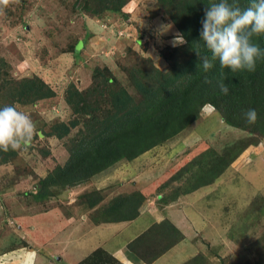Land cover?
Returning a JSON list of instances; mask_svg holds the SVG:
<instances>
[{
	"label": "rangeland",
	"instance_id": "rangeland-1",
	"mask_svg": "<svg viewBox=\"0 0 264 264\" xmlns=\"http://www.w3.org/2000/svg\"><path fill=\"white\" fill-rule=\"evenodd\" d=\"M73 2L9 0L7 6L0 5V107L15 105L18 110L29 113L37 125V133L30 146L9 150L7 153L12 152L13 155L6 163H0V251L15 247L19 240L20 233L17 235L15 232L19 217L41 213L55 206L57 210L60 208L59 214L38 222L36 228L35 220L22 227L27 241L34 239L30 241L32 243L39 240L36 243L41 247L43 245L36 264L75 261L84 254L83 250L93 251L94 246H99L108 237L104 230L97 232L93 228L94 224L97 225L94 219L99 216L95 215L93 219L90 218L91 221L86 219L78 230V234H85L80 249L72 252L69 247L64 250V255H55V243L63 244L65 234L70 231L67 223L71 218L68 215L85 212L84 206H87L70 208L64 197L68 204L77 202L84 192L91 191V186L82 185L68 193L63 192L57 197L59 199H52L46 204L39 205L31 199L38 181L56 166L65 163L69 140L79 136L82 120L74 117L64 102L65 88L72 83L79 91L85 90L92 84L93 70L104 67L128 88L130 84L124 66L126 68L130 62L141 57L150 59L155 67L166 71L170 64L164 60L161 52L167 46L173 48L184 44L174 43L180 33L175 25L157 14L155 0H130L122 8L123 15L105 13L101 19L78 13L73 8ZM78 47L81 48L80 52L75 54L74 49ZM35 76L53 88L55 97L33 104H13L14 96L18 93L17 82ZM107 108L106 105L98 108L101 115ZM75 118L78 119L77 125L61 140L45 137L41 133L48 132L57 122L69 124ZM252 138L254 136L248 132L226 125L218 113L207 105L201 109L199 119L179 135L131 160L136 165L130 173L143 171L141 176L147 175L149 178L146 180L150 182L142 188L145 187V193H150L158 186H164L169 177L183 168H188L184 172L185 178L190 176L195 170L192 164L214 166L208 157L195 161L208 148H212L216 154H225L228 147L234 144L242 142L243 147L249 144L243 153L234 152L239 153V157L207 184L212 193L220 186L210 200L204 199L199 207L200 200L183 203V209L190 211L187 218L195 233L183 232L186 239L182 245L161 256L156 264L186 263L192 258L185 257L186 252H194L198 245L199 253L196 255H202L204 264H246V261L260 260L256 249L250 253V242L264 236V143H255ZM123 165L116 168L118 172L127 171ZM212 176L213 172L205 174L207 180ZM130 180L128 176L124 183ZM183 182L184 178H181L172 185H182ZM224 184L229 186L225 187ZM122 189L127 190V187L124 185ZM201 190L199 187L189 194L199 197ZM117 194H108L102 204ZM221 197L224 201H220ZM162 220L157 219V222ZM136 227L139 228V223H136ZM111 233L113 229H110ZM181 246L186 248L183 254ZM57 257H62V261ZM130 261V264H137Z\"/></svg>",
	"mask_w": 264,
	"mask_h": 264
},
{
	"label": "trees",
	"instance_id": "trees-1",
	"mask_svg": "<svg viewBox=\"0 0 264 264\" xmlns=\"http://www.w3.org/2000/svg\"><path fill=\"white\" fill-rule=\"evenodd\" d=\"M130 0H74L73 8L87 17L101 19L105 13L123 15L122 8ZM157 14L175 25L186 41L177 47L167 46L161 56L170 64L166 71L160 70L147 58H137L123 67L128 88L122 85L106 67L95 68L92 84L79 91L72 83L65 88L64 102L74 117L82 120L78 137L67 143L68 157L62 166H56L46 177L40 179L31 194L34 203L46 204L68 189L84 184L120 161H131L156 146L167 143L185 128L199 119L200 111L209 105L218 113L222 121L232 127L246 131L255 143H264V58L258 59L254 71L221 68L219 60L214 67L205 72L200 64V56L212 57L211 51L201 39L205 11L220 0H155ZM233 0H229L232 3ZM241 8L247 7L250 0H237ZM264 49V34L254 38ZM75 48V54L80 52ZM200 54V56L198 55ZM77 57V55H76ZM127 65V64H126ZM205 77L212 80L204 83ZM229 87L225 95L218 82ZM18 93L14 103L33 104L36 101L55 97L53 88L37 76L17 82ZM108 108L101 115L100 106ZM255 109L258 119L254 124L247 122L244 113ZM75 118L67 123L57 122L45 137L63 139L70 129L77 125ZM62 131V133H60ZM228 147L225 154H216L208 148L195 161L209 160L214 166L192 164L195 168L185 178L183 168L168 178L172 182L184 178L181 185L173 188L176 194H187L199 187L206 186L217 178L243 151V143ZM8 152V151H7ZM0 150V163H6L13 153ZM207 166V167H206ZM213 172L211 179L205 174ZM130 185H133L130 182ZM59 199V198H57ZM92 211L90 216L95 223H121L132 221L139 215L145 196L139 190L119 193L103 203V196L97 190L79 198ZM160 201V200H159ZM162 203V204H161ZM166 200L159 202L163 209ZM163 212V210H161ZM101 217V220H100ZM183 235L166 217L154 222L145 231L130 241L125 250L137 264H152L180 241ZM26 246L25 242H21ZM250 253L256 249L260 260L246 261V264H264V236L250 242ZM204 264L202 255H196L184 264ZM76 264H122L102 248L91 251Z\"/></svg>",
	"mask_w": 264,
	"mask_h": 264
},
{
	"label": "crops",
	"instance_id": "crops-1",
	"mask_svg": "<svg viewBox=\"0 0 264 264\" xmlns=\"http://www.w3.org/2000/svg\"><path fill=\"white\" fill-rule=\"evenodd\" d=\"M141 157H143V155ZM133 161H120L119 163L115 164L114 166H112L108 170L92 177L87 182V184L83 185V186H86V185L91 186V191H89V192H92L93 190L99 191L101 193V195L103 196V200L105 198H107L108 194L111 195L114 193H122L125 191L130 192V190H139L141 192V194H143L145 196L144 203L142 204V206L139 210V215L134 220L127 221V222H121V223L120 222L119 223H100L97 225L94 224L93 228L96 229L97 232L104 230V232L108 235V237L99 246H94L93 250H95L97 248H102L105 251H107L109 254L116 257V259L121 261L122 264H130V262H131L130 257L126 253L125 246L130 242V240L132 241L139 234H141L143 231H145L151 224H153L154 222H157V219H161V218L166 217L182 233L183 232H185L186 234H189L190 232L195 233L192 229L191 224H190L191 223L190 220L187 218L190 211L183 209V203H185V202L189 203L190 200L192 203H195L196 200H200L198 202V207H199V206H201V202L204 199L210 200L212 194L217 193V190L220 188V186H219L218 189L217 190L215 189L216 191L214 190L212 193L211 188L208 185L203 186V187H201V189H202L201 190L202 191L201 196L196 197V196H191L189 193H187V195L182 194V193L176 194L173 191V188L178 186V184L172 185V183H171L170 185L166 186L165 188L164 187L162 188V186H158L157 188L153 189L152 192L145 193V191H144L145 187L142 188V186H145V184L150 182V180H146L149 177L145 174H143L141 176L143 171H140V172L136 171L135 173H130L134 169V166L136 165V162H133ZM123 163H124V165H123ZM121 165L126 167L125 169L127 171H124L122 173L118 172V170L116 168H118ZM130 174H132V175H130ZM128 176L131 177L132 181L130 180L129 182L124 183L125 178H127ZM130 182H132L133 185H130ZM225 182L226 181H223V183H225ZM124 185L127 187V190L122 189V186H124ZM149 185L150 184L146 185V187H148ZM220 185H221V183H220ZM83 186L81 185V186H78L75 188L68 189L64 192V194L66 192L68 193L70 190H76V189L83 187ZM224 186L227 187L229 185L224 184ZM222 189H223V187H222ZM86 193H88V192H84L82 195H84ZM65 197H64V199H65L66 205L67 206L69 205L70 208L75 207V208L80 209V207H83V205H85L83 200L79 201V198L81 196H79L77 202L74 201V203L72 202L73 204L70 203L72 205L68 204ZM61 198H62V196H61ZM161 200H166V205L163 206V209H160L159 206H157V204L159 202H161ZM212 200H214V199H212ZM220 201H224V198L221 197ZM58 210H59V212H61L60 208H58ZM58 210L54 206L53 208H51L49 210H45L41 213H37L34 215H32V214L26 215V216H23L21 218L19 217L18 221L21 225L16 222V224L18 226L16 227L17 229L15 230L17 235H18V233H20L19 240L17 241L18 244L16 243L15 247L10 246V247H6L4 249H1V251H0V264H36L39 254L42 253V250L40 248H42L43 245L41 247V244L38 245L36 243V242H39V240H35V242H32V243H30V241H33L34 239L27 241L26 240L27 238L25 237L24 233H22V227L26 226V224H28L30 222L32 223L35 220V228H36L38 222H41V221L46 220L48 218H51L50 216H54V215L59 214ZM161 210H163V212ZM91 212L92 211H89V210H86L85 212L78 211L77 213H74L73 215H71V213H70L71 216L68 215V217L71 218L67 223L68 226H70V231L68 230L69 232L65 234L63 244H59V243L56 244L55 243L54 246H56V248L54 250L57 251L55 253V255H57V254L64 255V250L66 248H69V247L72 248L71 249L72 252L78 251L80 249L79 248L81 245L80 242H81V239L83 240L85 234H82V233L78 234V230L83 227V224H84L86 219L88 220V218H89V220L91 221V219H90L91 218V216H90ZM136 223H139L138 229L136 227ZM104 224H105V226H103ZM133 227H135V228H133ZM110 229H113V233H111V235L109 234ZM129 230H131V231H129ZM21 234H22V236H21ZM183 235H184V233H183ZM185 239H186V237L184 235V239L180 242V244L178 243L179 245L177 244L174 247H180V245H182V243L185 241ZM20 241L25 242L26 246H22L21 244H19ZM194 242H195V239H194ZM33 246H35V248H33ZM58 247H60L61 249H57ZM82 247H83V245H82ZM181 248H183L181 250L182 251L181 254H183L186 251V248L183 246H181ZM171 250H169L167 253H169ZM91 251L92 250H87L85 252V250H83L84 254L79 256L77 259H75V261H72V262L66 261L63 264H76L79 261H81ZM167 253H165V254H167ZM196 253H199V245L197 248L195 247L194 252H191V251L189 253L186 252L185 257L192 256V258H193L196 255ZM57 258L59 259V261H62V257L61 258L57 257ZM159 261L157 259L152 264H156ZM182 264H184V263H182Z\"/></svg>",
	"mask_w": 264,
	"mask_h": 264
},
{
	"label": "clouds",
	"instance_id": "clouds-1",
	"mask_svg": "<svg viewBox=\"0 0 264 264\" xmlns=\"http://www.w3.org/2000/svg\"><path fill=\"white\" fill-rule=\"evenodd\" d=\"M9 0H0V5L7 6ZM201 39L211 51L208 56H200V64L205 72L214 67V60H219L221 68L232 71H254L258 59L264 58V49L254 38L264 34V0H250L247 7L241 8L237 0H220L205 11L201 21ZM182 36H177L174 43H185ZM204 83L212 80L205 77ZM219 89L227 95L229 87L223 81L218 82ZM213 110V109H211ZM244 116L248 123L258 119L255 109H248ZM37 133L36 122L29 113L20 111L15 105L0 107V150L26 149Z\"/></svg>",
	"mask_w": 264,
	"mask_h": 264
}]
</instances>
